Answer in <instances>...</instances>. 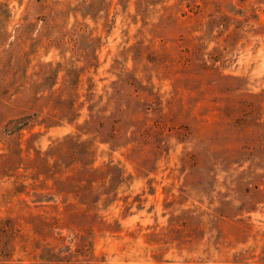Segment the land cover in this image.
<instances>
[{
	"label": "rangeland",
	"instance_id": "1",
	"mask_svg": "<svg viewBox=\"0 0 264 264\" xmlns=\"http://www.w3.org/2000/svg\"><path fill=\"white\" fill-rule=\"evenodd\" d=\"M0 264H264V0H0Z\"/></svg>",
	"mask_w": 264,
	"mask_h": 264
}]
</instances>
